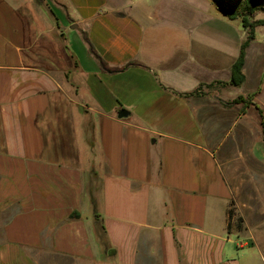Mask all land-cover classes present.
<instances>
[{
    "label": "crops",
    "instance_id": "0c3cea01",
    "mask_svg": "<svg viewBox=\"0 0 264 264\" xmlns=\"http://www.w3.org/2000/svg\"><path fill=\"white\" fill-rule=\"evenodd\" d=\"M232 20L210 0H0V264H244L231 235L263 218L264 123L226 103L261 101L250 43L229 83Z\"/></svg>",
    "mask_w": 264,
    "mask_h": 264
},
{
    "label": "rangeland",
    "instance_id": "374dc122",
    "mask_svg": "<svg viewBox=\"0 0 264 264\" xmlns=\"http://www.w3.org/2000/svg\"><path fill=\"white\" fill-rule=\"evenodd\" d=\"M210 2H211L212 10L223 12L227 16L228 13L226 11V8L236 7V9H238L239 14L231 18L233 19L232 22H234L236 26L238 25L240 27L242 34V41H245L248 38V34H249L248 27H246L243 24V20H242V14L245 12L246 9L245 8L246 0H210ZM259 5L261 7L260 11H258L254 16L250 17L251 19H264V0H260ZM250 44L251 45L249 46L247 53L248 64L247 67L245 68L248 75V80L246 85L256 87L257 89H259L258 99L261 100L260 103L264 105V75L263 76L261 75L264 73V23L258 24L256 26L255 36L251 40ZM41 46H38L36 49H40V48L44 49V45ZM54 52L55 55H57V51L55 50ZM41 54L44 55V50L43 53ZM59 54L63 55L62 53ZM61 63L62 62H59L58 64ZM62 64L64 67L63 69L61 68V70L64 71L67 69L68 63L63 62ZM42 65L44 66V61L42 62ZM245 88L246 87L244 85V86H240L239 89L243 92ZM256 111L258 112L257 108ZM255 150L258 156L264 157V145L261 142H258ZM257 181L259 184V179H257ZM263 190H264V186H263ZM263 198H264V192H263ZM260 210L261 212H263L262 220L257 221L254 224H251V226L249 227L251 231L250 230L248 231V229L246 228L244 229L249 233L238 234L234 232L231 235L233 238L242 241H244L245 239L249 240V245H246V248H248L251 251V254L248 256L249 259L244 258L243 257L244 255H242V261L244 262V264H248L250 261H251L250 264H264V199H263V205L261 206ZM0 218L3 217L0 216ZM244 218H245L244 215L237 212L234 220L235 225L237 224V226H240L241 228L245 224L248 225V223L244 221ZM1 220L2 219H0V223L3 222ZM39 256L42 259V262H44V264H114V260L112 259V256L110 255L107 256L105 255V253L103 254V251L102 253H99L98 261L96 260L88 261L84 259L74 258L71 256L48 253V252L47 253L44 252V254H40Z\"/></svg>",
    "mask_w": 264,
    "mask_h": 264
},
{
    "label": "trees",
    "instance_id": "16d2710c",
    "mask_svg": "<svg viewBox=\"0 0 264 264\" xmlns=\"http://www.w3.org/2000/svg\"><path fill=\"white\" fill-rule=\"evenodd\" d=\"M259 1L260 0H246V3H245L246 9H245V12L242 14V20H243V24L246 27H248L249 34H248V38L245 41H243L240 54L232 66L231 79L229 80L230 84L240 85L245 80L246 74L244 71V63H245L246 48L255 36L256 26L258 24L264 23V19H251L250 18L254 16L258 11H260L261 7L259 5ZM226 11L230 17H235L239 14V11L238 9H236V7L226 8ZM130 64H142V63L137 60H133L127 63V65H130ZM127 65L122 66V68L126 67ZM110 69L115 70L116 68H110ZM194 92H198L197 89ZM238 101H245L246 103L247 102L254 103L260 110L262 117H263V123H264V112L259 102L255 100H250L249 97H245L244 95H239L238 97H236L235 99L231 101H226V103H233V102H238ZM79 215H80V212L77 210L71 213V216H79ZM97 215L99 219L100 214L97 213ZM98 235H99L101 242L107 245L106 229L103 223H100V229L98 231Z\"/></svg>",
    "mask_w": 264,
    "mask_h": 264
},
{
    "label": "water",
    "instance_id": "95a60500",
    "mask_svg": "<svg viewBox=\"0 0 264 264\" xmlns=\"http://www.w3.org/2000/svg\"><path fill=\"white\" fill-rule=\"evenodd\" d=\"M72 27H77V28H79V25H78V23H73V24H72Z\"/></svg>",
    "mask_w": 264,
    "mask_h": 264
}]
</instances>
